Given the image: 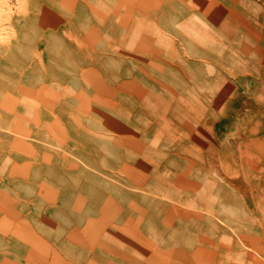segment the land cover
<instances>
[{"label": "rangeland", "instance_id": "rangeland-1", "mask_svg": "<svg viewBox=\"0 0 264 264\" xmlns=\"http://www.w3.org/2000/svg\"><path fill=\"white\" fill-rule=\"evenodd\" d=\"M231 3L234 6L218 12L219 19L213 21L221 28L205 35L210 45H217L216 57L203 59L198 52L205 51L204 44L191 40L204 30L200 23H208L203 13L192 11L180 21L188 22L187 35L170 39V45H178V52L187 57L189 70L168 62L181 77L168 76L164 56L159 73L150 66L146 73L135 71L141 77L156 76L158 85L154 88L165 87L160 91L163 96L188 100L190 95L202 99L217 94L220 110L203 98L188 114L164 111L161 116H144L143 121L125 119L122 131L96 129L94 119L85 118L62 127L47 124L46 129H40V139L27 148L26 159L36 164L55 160L57 174L49 175L53 183L41 180L32 189H0L22 214L34 216L21 224L33 225L38 232L43 222L56 227L59 245L69 250L63 264H89L93 257L101 259L102 264H146L143 260L149 258L154 264H190L188 260L192 261L199 245L205 247L211 263L264 264V213L259 210L263 216L258 220V210L243 202L244 192L227 181L225 166L232 162L222 155L228 145L237 143L241 132L247 133L243 138H253L251 129L262 122L256 113L258 108L264 110V26L256 25H264V0ZM244 3L263 10H242L247 8ZM173 8L189 9L182 3ZM157 22L165 31L164 19ZM232 51L244 61L237 67L233 62L225 63V56ZM215 58H222L231 71H224L220 85L214 83L211 73L221 69ZM249 105L253 109L249 110ZM255 114L256 118L245 120ZM33 132L38 134L35 129ZM72 139L77 143H71ZM45 142L60 144L72 152L59 149L58 153ZM30 167L20 162L17 169L24 175ZM7 174L9 170L0 163V177ZM243 175L245 186L252 181L255 185L253 179L258 182L252 171ZM254 185L257 204L258 187ZM12 244L13 250L0 239V264H55L45 254L30 257L22 240ZM163 250H168L167 256L161 253Z\"/></svg>", "mask_w": 264, "mask_h": 264}, {"label": "bare ground", "instance_id": "bare-ground-1", "mask_svg": "<svg viewBox=\"0 0 264 264\" xmlns=\"http://www.w3.org/2000/svg\"><path fill=\"white\" fill-rule=\"evenodd\" d=\"M231 1L137 0L133 4V0H118L112 5L110 0H0V163L10 173L0 177L1 184L10 187L2 188L0 184V189H30L29 186L32 189L41 180L53 183L49 175L50 172L56 173L55 160L36 164L26 159L29 158L27 148L32 141L40 139V129H46L47 124L62 127L85 118L94 119L96 129L122 131L126 127L125 119L143 121L144 116L153 118L163 115L164 111L188 114L198 101L203 102V98L210 99L220 110L217 94L216 98L212 94L202 99L190 95L188 100L177 95L163 96L160 91L165 87L154 88L158 85L156 76L141 77L135 71L146 73L150 66V70L159 73L162 64L166 63L168 76L177 75L180 79L181 72H173L175 68H171L168 62L189 70L187 57L178 52V45H170V39L173 35H187L188 22L180 21L192 11L203 13L208 22L200 23L204 30L191 37L193 42L204 44L205 51L197 52L203 59L216 57L218 47L210 45L205 35L221 28L220 23L213 24V21L219 19L218 12L234 6ZM181 3L189 9L174 10L173 7ZM244 4L247 8L242 10L245 11L263 10L258 5ZM212 13L216 14L212 16ZM160 18L165 21V31L157 22ZM256 26L262 28L264 25ZM234 30H238V25L235 24ZM232 48L237 50L234 46ZM164 56L166 59L162 63L160 60ZM215 60L221 67L218 71L211 70L217 85L224 80V71H230L225 63L233 62L237 67L244 62L235 51L225 56V63L222 58ZM186 76L189 77L190 73ZM249 108L253 109V105ZM256 114L262 122L253 124L250 132L255 136L247 140L243 138L246 131L241 132L237 143L228 145L222 155L232 162L229 167L225 166L227 181L239 192H244L243 202L246 201L251 209L255 207L258 213L259 210L264 213V110L258 108ZM256 114L246 116L245 120L256 118ZM34 129L37 135L32 133ZM73 139L71 143L76 144ZM45 143L58 153L64 148L60 144ZM64 151L72 152L67 148ZM20 162L31 165L24 175L17 169ZM222 162L227 165L223 159ZM247 170L257 178L258 182L253 179L255 185L252 181L251 185L245 186L241 181ZM253 185L258 187L257 204ZM0 211V239L6 247L12 249L13 242L18 244L22 240L30 257L45 254L52 257V263L63 264L69 250L59 245V234L54 233L56 227L43 222L38 232L33 225H26L34 216L22 214L21 208L12 204L2 192ZM261 212L258 220L263 216ZM53 222L57 223L56 220ZM196 251L191 254L192 261L188 260L190 264H224L222 261L209 262L203 245H199ZM161 253L167 256L168 250ZM143 261L154 264L151 258ZM88 263L102 264L103 261L93 257Z\"/></svg>", "mask_w": 264, "mask_h": 264}]
</instances>
